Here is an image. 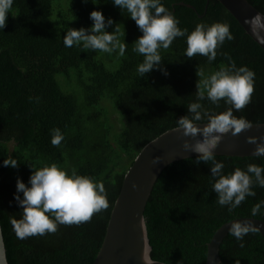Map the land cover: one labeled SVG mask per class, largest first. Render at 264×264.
Instances as JSON below:
<instances>
[{"label":"trees","instance_id":"trees-1","mask_svg":"<svg viewBox=\"0 0 264 264\" xmlns=\"http://www.w3.org/2000/svg\"><path fill=\"white\" fill-rule=\"evenodd\" d=\"M209 1V2H208ZM264 13V0H248ZM208 2V6L206 8ZM191 32L197 23L227 22L234 39L225 40L215 60L185 55L186 36L176 37L160 49L165 75L153 69L141 77L137 66L143 56L133 51L142 35L130 13L112 0H14L7 22L0 30V220L9 264H92L102 245L111 211L127 170L147 143L191 115L187 106L197 101V70L211 74L228 63L255 72L251 102L233 109L239 118L264 122V48L219 0H162ZM191 5V6H190ZM101 10L111 17L121 42L123 56L65 47L63 37L70 28H89L90 12ZM29 97L33 99L30 100ZM39 97V100L36 99ZM216 114L232 107L220 100L199 101ZM112 107L120 115V127L111 117ZM206 122V121H200ZM60 128L64 139L51 143L52 129ZM18 166H5L6 158ZM195 157L167 165L158 176L145 208L151 255L170 264H206L208 243L224 223L252 216L253 205L264 200V187L254 185L255 196H247L232 212L218 204L212 188V161L195 163ZM224 162L223 172L249 163L264 166V156L215 154ZM57 163L78 174L104 183L109 207L81 224H61L54 233L16 237L10 218L20 219L22 208L14 198L19 177L27 184L34 169ZM22 196L23 194L20 193ZM253 217V216H252ZM256 218L264 220V206ZM244 247L228 233L220 245L221 264H264V234L244 236Z\"/></svg>","mask_w":264,"mask_h":264},{"label":"clouds","instance_id":"clouds-1","mask_svg":"<svg viewBox=\"0 0 264 264\" xmlns=\"http://www.w3.org/2000/svg\"><path fill=\"white\" fill-rule=\"evenodd\" d=\"M86 3L87 0H84ZM98 4L99 0H92ZM14 0H0V30H3L9 10ZM114 6L121 10L126 9L138 26L142 35L135 40L133 48L143 56L142 62L137 66V73L143 77L154 68L159 69L165 75L167 69L161 67L162 56L160 49H167L176 37L186 36L187 48L185 55L189 58L199 54L206 56L208 61L215 60L217 49L224 41L234 39L227 22H214L207 24L197 23L189 32L187 28L179 27V19L162 3V0H112ZM93 21L89 28H70L63 37L65 47L73 45L82 46L85 50L100 51L112 54L117 51L123 56L126 43L121 42L117 33L118 27L111 32L107 27L114 24L111 17L105 19L101 10L90 12ZM255 26L261 25L259 14L254 18ZM227 58L228 63L222 65L211 74H205L201 68L197 70V76L201 77L196 84L197 101L190 103L187 108L191 114L177 119L175 130L182 129L185 137L196 138L195 143L184 141V148L195 152V163L212 161L210 172L216 178L212 188L218 196V204L228 206L232 212L247 196H255L254 185L264 187V166L249 163L246 170L236 167L233 172L225 174L223 161L215 159V149L223 138V134L231 130L235 135L252 126L251 121L244 116L237 118L233 109L241 110L251 102L254 91L255 72L247 66H237L236 62L227 52H221ZM207 98L213 104H219L224 100L232 107L221 113L209 112L199 102ZM32 100V97H29ZM39 100V97H36ZM206 121L203 127L197 122ZM64 139L60 128L52 129L51 143L59 145ZM264 141V137L259 138ZM249 142L255 143L257 137H248ZM256 156H264V142L257 143ZM154 162L160 157H154ZM5 166L17 167V160L9 157L3 160ZM135 187V185H133ZM20 193L23 195L21 196ZM108 193L104 183L95 180L89 175L78 174L75 168L71 171L53 162L50 165L34 169L27 184L19 177L16 181V193L14 198L22 208L20 219L10 218V223L16 237L24 240L30 236H43L54 233L61 224H81L91 220L95 213H99L109 207ZM264 206V200L253 205L251 215L255 217ZM260 229L248 221H232L229 233L244 247V236L256 233ZM234 264H240L236 259Z\"/></svg>","mask_w":264,"mask_h":264},{"label":"water","instance_id":"water-1","mask_svg":"<svg viewBox=\"0 0 264 264\" xmlns=\"http://www.w3.org/2000/svg\"><path fill=\"white\" fill-rule=\"evenodd\" d=\"M219 1L236 17L246 32L264 48V27L253 24L254 18L259 14L261 25H264V13L248 0ZM197 123L203 127L206 122ZM175 128L167 130L147 143L127 170L111 211L102 245L92 264H170L154 259L151 255L152 245L148 234L145 208L154 184L163 169L174 161L198 155L186 150L184 141L187 139L190 143H195V139L201 138L199 134L195 139L185 137L182 135V129L175 130ZM250 136L257 137V141L249 142ZM260 137H264V122L252 123L250 128L235 135L229 130L223 134L222 140L214 150L215 154L256 156L257 143L264 142L259 139ZM157 156L160 160L154 162L153 158ZM235 220L251 222L259 227V232L264 234V220L256 217H239L224 223L208 243L206 264L222 263L220 245L229 233L231 222ZM0 264H9L1 220Z\"/></svg>","mask_w":264,"mask_h":264},{"label":"rangeland","instance_id":"rangeland-1","mask_svg":"<svg viewBox=\"0 0 264 264\" xmlns=\"http://www.w3.org/2000/svg\"><path fill=\"white\" fill-rule=\"evenodd\" d=\"M111 111V117L113 118V121L115 122L117 127H120L121 122H120V115L117 113L115 110L112 109V107H109Z\"/></svg>","mask_w":264,"mask_h":264}]
</instances>
